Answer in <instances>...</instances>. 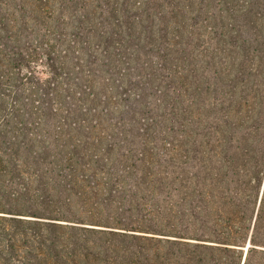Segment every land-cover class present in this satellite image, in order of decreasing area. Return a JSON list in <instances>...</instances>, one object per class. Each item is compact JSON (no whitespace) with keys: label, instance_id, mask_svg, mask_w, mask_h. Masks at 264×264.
<instances>
[{"label":"trees","instance_id":"trees-1","mask_svg":"<svg viewBox=\"0 0 264 264\" xmlns=\"http://www.w3.org/2000/svg\"><path fill=\"white\" fill-rule=\"evenodd\" d=\"M0 264H264V0H0Z\"/></svg>","mask_w":264,"mask_h":264},{"label":"rangeland","instance_id":"rangeland-1","mask_svg":"<svg viewBox=\"0 0 264 264\" xmlns=\"http://www.w3.org/2000/svg\"><path fill=\"white\" fill-rule=\"evenodd\" d=\"M163 128L165 129V124H163Z\"/></svg>","mask_w":264,"mask_h":264}]
</instances>
